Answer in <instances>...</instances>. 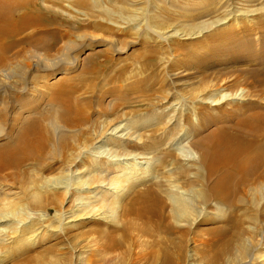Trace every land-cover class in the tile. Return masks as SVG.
Returning <instances> with one entry per match:
<instances>
[{
  "label": "bare ground",
  "instance_id": "bare-ground-1",
  "mask_svg": "<svg viewBox=\"0 0 264 264\" xmlns=\"http://www.w3.org/2000/svg\"><path fill=\"white\" fill-rule=\"evenodd\" d=\"M230 1L218 0L221 7L217 19L199 26L184 24L182 19H188L191 12L207 13L211 8L209 0H119L113 1L115 4L109 9L99 10L106 23L116 29H123L124 22L134 23L138 16L146 13L144 18L154 38L158 41L170 38V70L179 71L175 76L181 72H188L187 78L200 75L202 92L193 93L199 102L200 97L219 92L231 82L243 87L262 86L264 91V78L258 77L257 72L233 67L237 61H247L257 68L263 66L264 4L243 12L236 10ZM59 2L63 5L58 6ZM98 7L91 0H0V244L6 248L11 244L7 233L24 238L31 232V226L23 227L25 224L20 219L29 217L27 210L32 200L40 199V194L47 189L62 190L66 201L67 195H78L73 200L72 210L80 214L74 216L69 215V210L59 211L57 220H53L57 226L48 228L39 221L34 235L45 233L48 228L51 236H57L66 229L64 225L93 220L95 214L85 209L98 197L105 206L107 199L101 196L106 194L113 205L125 200L128 193L121 198L117 193L113 195L122 184L130 185L128 192L133 191L122 208L125 216L146 223H156L154 218L161 222L163 217L164 203L153 188L144 186V190L134 191L137 183L144 180L136 165L147 164V168L151 164L150 157L141 152L133 153L128 146L133 138L129 135L124 139V127H114L115 123L111 124L108 119L115 114L116 104H124L132 97L133 90L113 87L114 76L101 75L94 82L77 73L79 70L87 75L98 71L106 73L111 63L110 57L104 63H94L97 54L83 61L78 55L91 47L83 29L90 25L91 13L99 12ZM168 28L170 35L164 36L162 31ZM105 46L116 53H122L126 47L117 48L112 42H105ZM150 53L146 50L142 57ZM141 83L150 87L146 81ZM98 85L101 89L95 92ZM109 85L112 87L102 90ZM179 90L161 91L164 92L162 97L166 100L168 96L173 97V91ZM79 93L94 94L96 108L90 115L104 116L102 123H93L87 110L90 101L82 99ZM229 96L222 94L207 103L209 108L220 109L230 101L221 116L204 115L216 129L196 144L200 155L196 171L204 170L214 177L211 190L217 200L226 204H230V194L238 186L255 172L264 170V108L259 109L251 98L245 100L242 92L226 99ZM107 97L112 100L109 109L103 104ZM234 100L245 103L240 106L234 104ZM171 109L173 114L169 115L167 125L176 121L175 106ZM182 133L180 127L177 137L183 136ZM108 142L116 143V150L104 149ZM143 145L137 148H151ZM178 156L183 161L189 160L183 152ZM56 163L62 166L61 174L45 178L40 185L32 182L30 188L35 192L12 190L16 185L22 187L21 172L27 166L37 165L53 171ZM80 168L83 171H78ZM188 169L186 165L180 167L183 173H188ZM115 170V176L109 177ZM189 205L186 200L182 202L184 211ZM182 212V208L176 207L177 219ZM20 224L23 226L19 227Z\"/></svg>",
  "mask_w": 264,
  "mask_h": 264
},
{
  "label": "rangeland",
  "instance_id": "rangeland-1",
  "mask_svg": "<svg viewBox=\"0 0 264 264\" xmlns=\"http://www.w3.org/2000/svg\"><path fill=\"white\" fill-rule=\"evenodd\" d=\"M113 1L119 0H91V3L99 6L98 13L90 12L91 23L83 29L91 47L78 53L82 61L92 54H97L98 58L94 63H104L106 58L110 57L108 71L87 75L79 70L77 73L94 82L101 75L114 76L113 87L133 90L132 97L124 104H116V110L113 111L115 114L108 119L112 121L111 124L115 123L114 127H124L122 131L126 134L124 139L129 135L133 138L132 142L126 141L133 153L141 152L150 157L151 164L147 168H145L147 164L142 167L140 164L136 165L140 178L144 180L137 183L134 191H142L144 186H147L158 193L164 203L161 222L154 218L156 223H146L133 216H125L122 208L124 203H128L133 191L128 192L130 185L122 184L121 188L114 190L113 195L118 194L121 198L128 193L125 200L113 205L111 197L106 194L101 196L107 199L104 206L98 197L85 209L90 214H95L96 218L71 222L64 225L66 229L62 234L51 236L52 233L47 229L57 226L53 220H57L59 211L69 210L71 211L69 215L74 216L80 213L72 210L73 200L78 195L75 193L71 197L67 195L69 198L66 201L62 190L47 189L40 194V199L32 200L27 210L29 217L20 219L25 225L18 226H31V232L24 238H16L11 233L6 234L10 237L8 242L11 244L10 248L0 244V264H264V170L260 169L257 174L255 172L249 180L238 186L230 194V204L215 198L210 187L214 177H210L204 170L196 171L197 166H200L196 144L199 139L216 129L204 115L208 113L212 117L221 116L230 101L223 104V108L220 109L209 108L207 103L220 98L222 94L231 95L226 97L229 99L234 97V94L242 92L245 100L248 98L255 100L261 109L264 108L262 86L243 87L239 83L231 82L221 91L207 93L196 102L193 93L202 92L200 87H203L200 86L202 85L200 75L196 78H187L188 72H181L175 76L179 71L170 70L172 68L170 38L165 41L154 38L144 18L146 13L138 16L139 19L134 23L124 22L126 24L121 25L123 29H116L115 26L107 24L99 9L106 7L109 9L110 5L115 4ZM209 1L211 8L207 13L191 12L188 19H182L183 23L199 26L216 20L221 6L218 0ZM230 2L236 10L243 12L264 4V0ZM62 5L63 3L59 2L58 6ZM63 14L67 15L65 12ZM78 20H83V17H78ZM91 25L94 27L91 28ZM162 34L169 36L170 28L163 30ZM90 38L93 41H90ZM105 42H112L117 48L125 45L126 47L122 53L110 52ZM146 50H150L151 53L145 58L142 54ZM233 67H241L246 72L252 70L258 73V77L264 78V63L261 68H257L247 61H237ZM171 75H174L175 79ZM118 79L120 80L117 81ZM142 81H146L150 87L143 85ZM249 82L248 79L247 83ZM112 86H105L102 90ZM100 89L101 85H98L95 92ZM170 89L181 90L173 91V97L168 96L164 100L162 97L164 92L161 91ZM94 94L79 93L82 99L90 101L87 107L89 115L96 108ZM111 102V98H105L104 107L109 109ZM233 103L242 106L245 102L234 100ZM174 106L176 121L167 125L171 118L169 115L173 114L171 108ZM91 119L96 124L102 123L105 117L93 114ZM173 121L172 119L171 122ZM180 127L183 136L180 135L178 138L176 133ZM143 144L151 148L145 147V150L137 148L138 145L144 146ZM116 148L114 142L104 145V149ZM180 152L188 155L189 160L183 161L178 156ZM183 165L189 167L188 173L180 170ZM61 169L62 166H58V163L53 171L29 165L21 172L22 187L16 185L12 190L26 193L31 189L32 182L40 185V181L45 178L59 176ZM78 171L83 169L80 168ZM116 173V170L110 172L109 177L115 176ZM35 191L31 189V192ZM184 199L191 203L189 209L185 211L182 206ZM91 206L97 209L94 211ZM176 207L183 209L179 219L176 218ZM39 221L48 228L45 229V233L34 235L35 229L39 227L37 224ZM66 222L67 220L64 221Z\"/></svg>",
  "mask_w": 264,
  "mask_h": 264
}]
</instances>
